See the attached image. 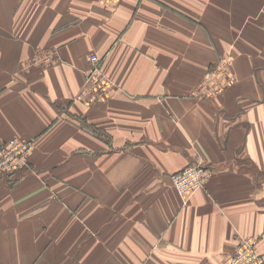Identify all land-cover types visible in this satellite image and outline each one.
<instances>
[{
	"label": "crops",
	"instance_id": "obj_1",
	"mask_svg": "<svg viewBox=\"0 0 264 264\" xmlns=\"http://www.w3.org/2000/svg\"><path fill=\"white\" fill-rule=\"evenodd\" d=\"M247 2L0 0V143L35 141L0 175V264H222L238 232L264 259V4ZM48 47L60 61L22 69ZM92 51L117 88L90 107ZM227 53L238 82L196 97ZM191 163L212 174L185 202L171 174Z\"/></svg>",
	"mask_w": 264,
	"mask_h": 264
},
{
	"label": "built area",
	"instance_id": "obj_2",
	"mask_svg": "<svg viewBox=\"0 0 264 264\" xmlns=\"http://www.w3.org/2000/svg\"><path fill=\"white\" fill-rule=\"evenodd\" d=\"M57 53L53 49L39 50L26 63L29 66H48L56 61ZM91 69L86 82L76 100L86 105H93L103 101L114 89L115 83L104 73L100 56L92 52L88 56ZM204 83L195 91L197 95H213L234 82L231 74V62L224 59L215 65ZM193 93L194 95H196ZM196 95V96H197ZM31 143L20 138H12L0 147V171L13 170L22 161V155L29 151ZM212 174V169L202 163H191L171 174V180L176 190L186 202L196 190L206 186ZM258 238L253 235L239 236V243L233 254L226 260V264H263V255L258 246Z\"/></svg>",
	"mask_w": 264,
	"mask_h": 264
},
{
	"label": "rangeland",
	"instance_id": "obj_3",
	"mask_svg": "<svg viewBox=\"0 0 264 264\" xmlns=\"http://www.w3.org/2000/svg\"><path fill=\"white\" fill-rule=\"evenodd\" d=\"M101 1V3H103L104 5H107L108 3H110V4H112V3H114V2H116V1H118V0H100ZM251 0H248V2L247 3H243L242 4V7H243V9L246 11V12H252V13H255L256 12V10L254 9V8H258L259 9V7H261L263 4H264V0H259V3H255L254 1L253 2H250ZM261 3H263V4H261ZM45 49H53V50H55L56 51V53H57V56H56V61L55 62H53L52 64H50V65H53V64H55V63H57L58 61H60V51L57 49V48H53V47H48V48H39V49H37L36 51H35V53L29 58V59H26L24 62H23V66H22V69L23 70H25V71H28V70H30V69H32V68H35V67H48V66H50V65H48V66H29V67H26L25 65H26V63L30 60V59H32V57L36 54V52H38L39 50H45ZM93 52V51H92ZM92 52H90V53H92ZM89 53V54H90ZM95 53H97V52H95ZM89 54L87 55V61H88V65H89V70H88V72H87V75H88V73H89V71H90V69H91V65H90V63H89V60H88V56H89ZM98 54V53H97ZM99 55V54H98ZM100 56V55H99ZM100 58H101V67H102V70L104 71V73L115 83V87H114V89L113 90H115L116 88H117V83H116V81L110 76V75H108V73L103 69V61H102V57L100 56ZM224 59H227V60H229L230 62H231V74L234 76V82L233 83H231V84H229L228 86H226L225 88H223L220 92H218L217 94H213V95H203V96H201V95H197L196 93H195V91L200 87V85L202 84V83H204L205 82V80H206V78H207V76L211 73V72H213L214 71V69H215V65L218 63V62H220V61H222V60H224ZM87 75H86V78H87ZM85 82H86V79H85ZM85 82H84V84H85ZM238 82V77H237V74H236V71H235V59H234V57H233V55L231 54V53H227V54H221L219 57H218V59L214 62V63H212V65H211V67H210V69H208V71L205 73V75L202 77V79H200V81L195 85V87L193 88V90H192V93H195L197 96L196 97H199V98H202V99H207V100H214V99H216V98H219V97H221L222 95H224L229 89H231L236 83ZM84 84H83V86H84ZM82 86V87H83ZM82 89V88H81ZM80 89V90H81ZM112 90V91H113ZM80 92V91H79ZM78 92V93H79ZM78 93H77V95H78ZM112 93V92H111ZM111 93L108 95V96H110L111 95ZM77 95H75V97H74V101H78L79 103H81V104H83V105H85V106H96V105H98V104H100V103H102V102H104L106 99H108L107 97L103 100V101H101V102H99V103H97V104H93V105H86V104H84V103H82L81 101H79V100H76V96ZM107 101V100H106ZM12 138H20V139H23V140H26V141H30V143H31V145H30V147H29V151H27L24 155H22V161H21V163L16 167V168H14L13 170H8V169H3V170H1L0 171V175H2V174H5V175H11V174H14V173H17L19 170H22V169H24V168H27V167H29L30 166V157H31V154L33 153V151L35 150V141H34V139H32V138H25V137H20V136H15V137H12ZM12 138H10V139H12ZM9 139H7V140H5V141H3L2 143H0V147H1V145H3V144H5L6 143V141H8ZM173 183V182H172ZM173 185H174V183H173ZM174 187H175V185H174ZM175 189H176V187H175ZM183 199V198H182ZM188 201V200H187ZM186 201V202H187ZM241 234H243V233H237V236H238V243H239V236L241 235ZM243 235H250V234H243ZM259 240V239H258ZM238 243H237V245H236V247H235V249L230 253V254H228L227 256H226V258L224 259V261H223V263L222 264H226V260L233 254V252L236 250V248L238 247ZM258 246H259V241H258Z\"/></svg>",
	"mask_w": 264,
	"mask_h": 264
}]
</instances>
